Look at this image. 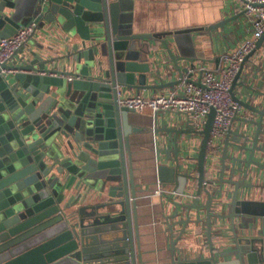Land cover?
I'll return each instance as SVG.
<instances>
[{
  "label": "water",
  "instance_id": "water-1",
  "mask_svg": "<svg viewBox=\"0 0 264 264\" xmlns=\"http://www.w3.org/2000/svg\"><path fill=\"white\" fill-rule=\"evenodd\" d=\"M240 14L174 34L216 29ZM31 19L36 22L34 33L3 63L6 73L0 74V264H139L135 200L141 189L136 187L130 147V134L139 127L129 121L128 112L134 109L119 104V92L123 87L139 91L179 82L201 85V81L183 77L187 67L179 65L165 40L179 78L168 83L149 81L161 73L141 42L151 35L132 31L130 22L122 20L118 0H0V38ZM54 31L69 49L49 55L34 36ZM263 43L264 33L245 56L230 89L237 102L259 116L235 118L256 129L250 137L245 129L228 128L222 139L220 175L214 181L217 188L205 180L215 109L210 108L201 129H165L176 135H200L195 175L180 171L177 138L173 149H166L176 153L175 164L157 165L159 180L174 183L176 193H184L187 182L196 180L192 203L172 200L175 216L179 208L186 210L175 221L181 224L177 234L175 222H168L172 264H264V224L258 229L255 225L263 216L259 206L264 203L252 206L238 198L239 188L247 186L244 179L250 164L264 169V162L254 159L256 151L264 152L258 144L264 107L235 93V86L243 83L246 63ZM229 146L248 155L228 154ZM226 159L233 161L229 179H223ZM236 163L244 164L239 179H233L242 170ZM225 182L234 185L230 212L215 213L212 206ZM202 193L206 200L198 203ZM200 207L205 209L208 255L187 257L179 242L188 224L201 220L190 215L191 209ZM213 217L230 218L231 245L213 246ZM236 217L241 218L240 231Z\"/></svg>",
  "mask_w": 264,
  "mask_h": 264
},
{
  "label": "crops",
  "instance_id": "crops-1",
  "mask_svg": "<svg viewBox=\"0 0 264 264\" xmlns=\"http://www.w3.org/2000/svg\"><path fill=\"white\" fill-rule=\"evenodd\" d=\"M115 1V0H112ZM120 2V12L122 20L131 24L132 31L138 34H150L148 38L141 40L150 53L149 61L157 60V65L161 73L155 78H150L151 82L168 83L179 78V73L167 53L164 40L168 42L170 49L178 58V63L187 69L183 77L199 79L202 67H217L222 63L225 54L234 52L243 41L249 36V29L242 15L231 19L226 24L211 30H194L174 34V31L192 27H204L217 23L218 21L232 17L235 11L237 0H118ZM41 42L46 53L56 55L66 52L69 49L67 42L59 38L57 32L40 33L34 36ZM161 77V80L158 77ZM240 80L243 82L235 86V93L244 101L252 105L264 107V43L262 47L250 58L242 71ZM180 83V82H179ZM167 85L157 89L139 90L145 96H150L159 92L169 93L177 85ZM137 92L133 88H122L124 95ZM239 117L258 119V114L242 105ZM129 121L138 125L139 129L130 134L131 159L134 169L136 187L141 189L137 193L136 208L138 218V232L140 237L141 260L139 264H172L171 252L168 248L170 231L168 222L173 223L184 217L185 209L179 208L177 216L176 205L172 200L190 204L193 202L196 190V180L187 182L184 193H173L176 188L174 183L162 182L159 180L157 165L162 163L173 166L175 164V152L173 150L174 139L177 138L179 152L178 157L181 163L180 171L195 175V155L200 143V135L197 133L167 132V128H187L185 116L180 113L167 111L160 112L155 118V113L150 109L143 111H129ZM264 123V118H263ZM233 128L245 129L250 137L254 134L256 126L245 123L241 119L233 120ZM251 140L248 141V145ZM258 144L264 147V127ZM228 154H235L246 157V151H238L233 146H229ZM222 159V147L219 151L208 155L206 161V184L209 187H218L214 183L219 178ZM254 159L264 162V152L256 151ZM233 161L226 159V168L223 179L230 178V168ZM237 170L233 179H239L243 175L244 164L236 163ZM244 182L245 187H240L238 198L247 200L254 204L264 203V169L250 164ZM166 189V194H155L157 188ZM234 185L225 182L220 194H217L213 211L215 213L228 214L230 212V200ZM170 191V192H168ZM171 196V199L168 198ZM205 193H202L198 203H204ZM262 218L255 221L258 228L264 224V205L259 206ZM191 219L200 218L197 223L190 222L187 226V233L179 245L185 247L187 257L198 255H208V243L206 240V220L205 209L190 210ZM213 237L214 247H227L232 243L231 220L228 217H213ZM240 217L235 218L238 223ZM181 224L176 223L173 227L177 234ZM256 231V230H255ZM254 231V233H255ZM218 255V251H215ZM228 257V258H232Z\"/></svg>",
  "mask_w": 264,
  "mask_h": 264
},
{
  "label": "built area",
  "instance_id": "built-area-1",
  "mask_svg": "<svg viewBox=\"0 0 264 264\" xmlns=\"http://www.w3.org/2000/svg\"><path fill=\"white\" fill-rule=\"evenodd\" d=\"M239 12L248 26L249 36L234 52L225 54L217 67H202L199 77L201 85L180 82L169 93L159 92L150 96H145L140 91L128 95L119 92V104L136 111L150 109L155 114L167 111L183 114L186 125L195 130L203 127L207 114L213 107L215 116L207 154L219 151L228 128L233 126L234 118L242 111V105L233 98L230 91L232 81L245 56L264 33V0H237L234 14ZM35 27L36 22L31 19L12 35L0 38V74L6 73L3 63L29 39ZM166 192V189L160 187L154 191L158 195ZM172 192L176 193L175 189Z\"/></svg>",
  "mask_w": 264,
  "mask_h": 264
}]
</instances>
